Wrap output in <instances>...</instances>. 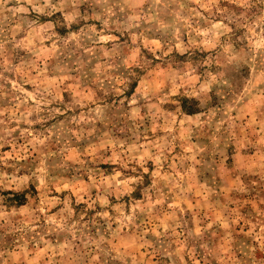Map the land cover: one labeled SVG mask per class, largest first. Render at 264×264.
Wrapping results in <instances>:
<instances>
[{"label": "rangeland", "instance_id": "1", "mask_svg": "<svg viewBox=\"0 0 264 264\" xmlns=\"http://www.w3.org/2000/svg\"><path fill=\"white\" fill-rule=\"evenodd\" d=\"M0 264H264V0H0Z\"/></svg>", "mask_w": 264, "mask_h": 264}]
</instances>
